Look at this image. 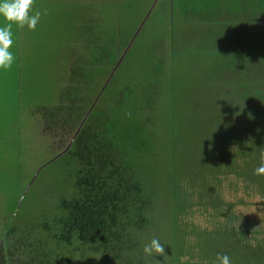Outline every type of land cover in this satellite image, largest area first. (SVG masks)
Segmentation results:
<instances>
[{
    "label": "trees",
    "instance_id": "16d2710c",
    "mask_svg": "<svg viewBox=\"0 0 264 264\" xmlns=\"http://www.w3.org/2000/svg\"><path fill=\"white\" fill-rule=\"evenodd\" d=\"M237 1L184 3L195 9L192 15L220 24L215 33L225 41L217 52L210 53L209 48L203 53L207 63L202 71L210 74L203 80L205 92L218 96L220 113L221 105L233 102L228 108L245 113L254 105L256 114L229 116L222 124L223 135L207 133L193 150L197 159L186 161L180 154L168 164L169 176L157 184L145 178L139 162L154 143L149 112L155 103L149 99L141 105L146 99L126 80L120 88L112 86L129 42L139 32L132 38L131 24L126 23L118 35L104 34L94 10L79 14L66 9L68 4H61L57 12L64 22L58 35L49 28L13 26L15 60L9 70L0 69V104L9 107L2 118L26 120L23 106L31 91H42L37 103L41 128L60 133L63 141H57L58 147L67 143L63 155L71 159H67L71 189L54 209L39 212L26 226L17 221L21 201L8 218L0 219V264H218V253L228 255L231 264H264V228L247 224L238 229L235 222L240 216L233 211L237 205L221 193L226 182H239L244 192L260 193L264 203V175L253 174L264 150V120L254 121L264 110V0ZM158 3L161 0L154 5ZM3 21L0 18V26ZM245 37L252 43L243 44ZM58 39L62 41L51 47ZM225 66L238 77L235 81L221 78ZM107 90L112 93V109L102 104ZM227 96L233 97L224 100ZM187 109L181 127L188 121ZM230 119H244L243 134L228 133ZM158 200L164 211L165 203L170 205L166 216H174L182 232L174 243H161L168 255L148 257L142 249L150 242L148 230L154 226ZM196 210L210 226L190 223L187 217Z\"/></svg>",
    "mask_w": 264,
    "mask_h": 264
},
{
    "label": "rangeland",
    "instance_id": "374dc122",
    "mask_svg": "<svg viewBox=\"0 0 264 264\" xmlns=\"http://www.w3.org/2000/svg\"><path fill=\"white\" fill-rule=\"evenodd\" d=\"M98 1L100 2L97 3ZM155 1L64 0L61 2V0H34L30 14H34L36 10H40L42 13L47 10L48 14L41 15L36 28L39 31L49 28V33L55 35L59 34L64 25L61 15L57 14L61 4H68L66 9L71 8L79 14L87 8L94 10L97 25L102 26L104 34L118 35L126 23L131 24L128 29L133 33L132 38L139 32L133 42L130 40V49L127 50L122 65L115 74V82L112 83V86L120 88L123 80H126L134 84L135 90L142 95V99H146L140 101L141 105L147 104L146 101L149 99L155 103L150 112L147 110L153 117L151 124L153 132L148 129L152 133L154 143H151V147L139 162L142 163L141 168L145 178L157 184L161 177L166 178V175L171 173L168 164L174 160L176 162V158L180 157V154L186 158V161H194L197 158L193 150L197 149L198 141L204 138L207 133L215 131L217 134H222V124L228 122L229 116L237 117L236 114L239 113L245 114L244 117H247V113L254 116L256 107L252 105L244 113V109L237 110L233 106L228 108V105H234L233 102H230L227 103V106L221 105L223 112L220 113L219 105L216 107L218 96L212 98L205 92L203 80L205 77L209 78L210 74L202 71L207 63L203 53L205 49L209 48L213 49L210 53H215L225 44L222 35L215 33L219 32L220 24L207 23L192 15L195 9H188L184 3L186 0H161V3L154 5ZM153 5L156 6L154 9ZM50 11L52 15H49ZM184 14L186 16H183ZM186 19L188 20L184 21ZM3 23L5 22L3 21ZM224 27H231V25ZM12 33L13 45L10 51L15 52V27L12 28ZM245 39L247 40L243 44L252 43L250 38L245 37ZM61 41L62 39L53 40L50 46L55 47V43L59 44ZM175 53L177 56H174ZM223 60L225 64L226 61ZM230 69L229 66H225L220 74L221 78L224 76L229 81H235L238 77L229 73L232 71ZM233 74L236 73L233 72ZM98 78L101 79V77ZM139 83H142L144 87ZM221 89L225 90L226 87L222 84ZM96 91L97 89H95ZM41 93L42 91H31L27 103L23 106L26 111V120L23 116L18 121L10 117L4 120L2 116L7 115L9 107L3 103L0 104L1 221L4 217L10 216L11 210H17L21 201L22 206L17 221L23 225L25 223L26 226L28 219L35 218L39 212L54 209L59 198L70 192L71 189L69 183L71 166L67 164V159H71L63 155L67 143L58 147L57 141H63L62 136H59L60 133L49 130L44 132L41 128L40 111L37 107ZM104 95L106 98L102 104L104 107L112 109V93L107 90ZM229 97L233 96L224 97V100L230 99ZM108 98L111 100L108 101ZM215 107L216 110H214ZM186 108L190 109L188 121L184 127H181L182 116ZM239 108H241L240 105ZM261 120H264V110L261 112L259 121L256 116L254 117L256 122H261ZM243 122L244 119L243 121L230 119L228 126H232V129L228 128V133L243 134V130L246 129L244 126L241 127ZM178 142L180 144L176 145ZM48 146L53 149H49ZM241 185L239 182L237 185L226 182L222 185L224 187L221 191L225 200L232 201L237 205L233 211L240 217L235 225L238 229L247 224L255 227L260 224L264 228V203H262L263 199L260 193L244 192ZM159 192L161 193L160 190ZM239 201H243V204ZM157 204L158 213L155 214L154 226L148 230L150 232L149 239L157 238L160 243L164 244L174 243V240L181 237L179 234L181 227L177 224V219L174 216H166L171 210L169 204L165 203L168 211L162 209L163 205L160 200L157 201ZM15 206L17 207L15 208ZM192 214L187 217L190 223L197 224L199 227L211 225V222L205 225L204 215H200L199 211H193ZM220 220L223 221L221 217ZM167 252L168 249L165 250V254L168 255Z\"/></svg>",
    "mask_w": 264,
    "mask_h": 264
},
{
    "label": "clouds",
    "instance_id": "9594fccd",
    "mask_svg": "<svg viewBox=\"0 0 264 264\" xmlns=\"http://www.w3.org/2000/svg\"><path fill=\"white\" fill-rule=\"evenodd\" d=\"M34 0H0V18L5 23L0 26V69L9 70L15 60L10 48L13 45V25L19 28L27 26L29 30H35L41 15H47V10L43 13L36 10L32 12ZM126 54V53H125ZM128 116L131 113L127 114ZM253 174L257 176L264 175V150L260 153L258 166L253 170ZM145 256L153 257L165 254V247L160 243L159 239L152 238L150 242L146 243L142 249ZM218 264H231L230 257L226 254H217Z\"/></svg>",
    "mask_w": 264,
    "mask_h": 264
},
{
    "label": "water",
    "instance_id": "95a60500",
    "mask_svg": "<svg viewBox=\"0 0 264 264\" xmlns=\"http://www.w3.org/2000/svg\"><path fill=\"white\" fill-rule=\"evenodd\" d=\"M131 41H132V40H131ZM130 44H131V43H130ZM125 53H126V51H125ZM125 53H124V54H125Z\"/></svg>",
    "mask_w": 264,
    "mask_h": 264
}]
</instances>
